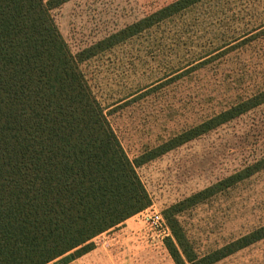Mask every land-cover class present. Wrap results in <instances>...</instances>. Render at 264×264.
<instances>
[{
	"label": "rangeland",
	"instance_id": "1",
	"mask_svg": "<svg viewBox=\"0 0 264 264\" xmlns=\"http://www.w3.org/2000/svg\"><path fill=\"white\" fill-rule=\"evenodd\" d=\"M173 1L70 0L50 14L75 54ZM81 70L133 161L264 89V0H204ZM262 158L264 105L137 168L151 206L69 264H173L167 238H158L145 216L164 218L172 205ZM179 222L199 254L264 225V172ZM218 264H264V239Z\"/></svg>",
	"mask_w": 264,
	"mask_h": 264
},
{
	"label": "trees",
	"instance_id": "2",
	"mask_svg": "<svg viewBox=\"0 0 264 264\" xmlns=\"http://www.w3.org/2000/svg\"><path fill=\"white\" fill-rule=\"evenodd\" d=\"M68 1L0 0V264H69L93 251L151 206L137 168L264 105L262 89L131 161L81 66L204 0H175L75 54L50 14ZM262 172L264 158L165 211L173 264H218L264 239L262 225L199 254L179 222Z\"/></svg>",
	"mask_w": 264,
	"mask_h": 264
},
{
	"label": "built area",
	"instance_id": "3",
	"mask_svg": "<svg viewBox=\"0 0 264 264\" xmlns=\"http://www.w3.org/2000/svg\"><path fill=\"white\" fill-rule=\"evenodd\" d=\"M144 223L147 225L158 238L164 239L170 237L169 229L161 214L156 211H151V214L145 216Z\"/></svg>",
	"mask_w": 264,
	"mask_h": 264
},
{
	"label": "crops",
	"instance_id": "4",
	"mask_svg": "<svg viewBox=\"0 0 264 264\" xmlns=\"http://www.w3.org/2000/svg\"><path fill=\"white\" fill-rule=\"evenodd\" d=\"M140 215H141V214H140ZM135 217H137V216H135ZM135 217H133V218H131V219L125 221L123 224H121V225H119V226H125V225H126V227L129 226V224H130L131 221L134 222L133 220H135ZM133 225H134V224H133ZM102 235H103V234H102ZM100 236H101V235H100ZM93 251H94V250H93ZM93 251L89 252V253L86 254V255L91 254ZM84 256H85V255H84ZM82 257H83V256H82Z\"/></svg>",
	"mask_w": 264,
	"mask_h": 264
}]
</instances>
